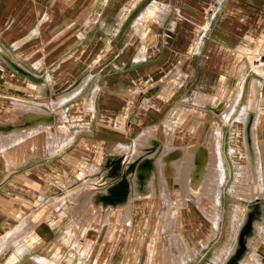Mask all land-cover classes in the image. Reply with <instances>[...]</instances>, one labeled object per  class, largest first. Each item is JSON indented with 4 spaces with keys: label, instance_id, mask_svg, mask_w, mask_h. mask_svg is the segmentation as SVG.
I'll return each mask as SVG.
<instances>
[{
    "label": "crops",
    "instance_id": "0c3cea01",
    "mask_svg": "<svg viewBox=\"0 0 264 264\" xmlns=\"http://www.w3.org/2000/svg\"><path fill=\"white\" fill-rule=\"evenodd\" d=\"M82 1L74 0L73 9L67 10L50 7L49 0H0V140H4L0 144V264H97L90 255L78 254L76 248L67 250L73 234L64 230L67 217L63 211L75 204L64 200L66 193H75L78 182L87 175L85 171L97 168L91 176L101 174L88 180H95L97 187L104 185L98 190L107 185H102V173L106 179L110 175L111 185L104 191L123 187L110 197L100 198L104 191L100 192L94 199L97 205L129 197L130 186L117 181L123 171L128 174V167L132 169L121 149L132 150L143 132L149 135L152 131L155 133L150 139L157 143L155 155L166 137L158 127H172L171 119L159 120L161 116L167 118L168 112L194 90H222L230 80L229 70L224 61L208 54L211 50L237 53L245 41L264 43V36L258 37L264 29V0H149L136 19L135 6L121 7L118 13L126 17L111 25L105 17L109 14L104 6L107 0L93 8L81 6ZM91 1L90 5L95 2ZM66 13L73 15V22L59 23L57 16ZM51 15L52 22L46 23ZM216 17L218 23L209 32ZM53 25L57 27L52 35L38 34L41 26L44 31ZM69 28L74 33L72 51L67 50L63 35ZM203 42L205 54L195 56ZM256 71L248 81L249 90H262L259 95L264 97V77ZM84 90L88 114L72 117L67 112L70 102ZM168 90H185L186 94L170 92L165 99H155ZM242 90L241 85L235 90L239 95L228 114L233 113L237 123L247 120L241 105ZM262 106L256 103L258 112L264 110ZM36 110L49 114L50 121L35 122V115L45 116ZM61 112L55 121L53 117ZM164 121L167 124H162ZM249 121L248 136L252 137L247 161L251 171L257 166L261 171L255 173L262 174L258 116ZM38 122L47 129L52 126V130L35 131ZM59 122L54 132V124ZM220 133L219 128L218 155L224 178L226 161L231 168L233 163L228 151L226 158L221 157ZM171 142V137L167 138L165 147L174 148ZM144 159L134 165V170L139 166L146 176L149 160L139 164ZM109 161L113 163L107 167ZM52 199L58 200L56 209L44 212ZM188 216L193 227L197 223L194 210ZM50 221L57 224L50 226ZM251 243L248 240V245ZM70 250L73 253L67 260ZM204 254L192 253L185 264H203ZM251 257L247 252L235 264H248Z\"/></svg>",
    "mask_w": 264,
    "mask_h": 264
},
{
    "label": "rangeland",
    "instance_id": "374dc122",
    "mask_svg": "<svg viewBox=\"0 0 264 264\" xmlns=\"http://www.w3.org/2000/svg\"><path fill=\"white\" fill-rule=\"evenodd\" d=\"M148 1L107 0L104 6L109 8V14L105 17L109 25L120 22L126 17V15L118 13L121 12V7L135 6L134 10L137 14L133 16V19H136ZM156 1L164 3L163 0ZM101 2V0H95L90 5V0H83L81 6L100 7L102 6ZM49 6L60 9L66 8L67 10L73 9L74 0H49ZM209 7L212 8V6ZM58 17L60 18L59 23L70 24L73 22V15L68 13ZM52 18L53 15L49 17L46 23L52 22ZM55 22L57 23V20ZM217 23L218 18L216 17L211 23L209 32L216 27ZM44 26L40 27L39 35H52L55 31L53 29L57 27L53 25V28L50 27L42 31ZM73 34V30L70 28L63 34L67 50L71 49V51L73 49ZM196 36L193 38L196 40L195 46ZM262 36H264V29L258 37ZM205 46L203 42L195 56L204 55ZM208 54L225 62L224 64L229 70L227 78L230 80L227 81L222 90H194L188 99L179 102L175 110L168 112L167 118L161 116L162 118L160 117L159 120L171 119L172 127L171 129L168 126L158 127L157 130H162V134L166 137L161 144V149L156 151L155 155L152 154L156 150L157 143L150 139L155 133L152 131L149 135L147 132H143L140 142L136 143L132 150L121 149L127 154V158H129L127 165L131 166L132 169L126 168L128 174L123 171L117 181L125 184V187L130 186L127 191L129 197L123 201L115 200L111 203L104 201L103 204L97 205L94 202L95 197L111 185L108 180L110 175L107 179L104 177L106 173H102L100 176L102 185L107 184L102 190L98 189L104 185L97 187L94 184L96 183L95 180H88L101 174L98 172L99 174L91 176V172L97 171V168L89 169L90 172L88 169L85 171L87 175L78 182L79 185L75 189V193L72 191L66 193L64 200L75 204L73 208H65L63 211L67 217L65 220L67 222H64L63 225V227L66 225L64 230L68 229L73 234L67 250L68 248H76L75 251L78 254L90 255V259L93 258L97 264H185L187 260H190L192 253L201 252L204 254L206 252L202 257L203 264H213L210 261L215 253L218 252L217 255L222 257L227 256L231 242L235 240L233 252L226 257L222 264H235L247 252L252 255L247 262L248 264H264V164L262 163V174L260 172L257 174L255 173L258 171L257 166L254 171H251L252 168L247 161L252 137L251 134L250 138L248 136L247 123L254 115L258 116L257 146L260 149L261 161L262 155L264 159V110L258 112L256 109V103L259 102L264 107V97L259 95L262 90H249L250 85L248 83L250 79L256 76V70H260L263 74L261 76L264 77L262 71L264 69V43L245 41L237 53L220 48L211 50ZM35 81L39 80L35 79ZM82 84L83 82L81 86ZM239 85L245 89L242 90L240 96L241 105L245 106L247 113L245 124L239 121L237 123L233 113L228 117L234 106L232 103L236 100L235 96L239 95V92L234 94ZM170 92L172 95L186 94L185 90H168L166 93L163 92L155 96V99H165ZM53 96L52 94L50 97ZM87 97V90H84L80 96L72 100L70 102L72 105L67 110L68 114L72 117L79 114L86 116L88 114ZM48 99L50 100V98ZM46 102H48L47 99ZM13 112L14 109L11 110V113ZM35 113L45 115L34 116L35 122L50 121L51 117L46 112L36 110ZM61 114L62 112L56 114L53 119L56 121ZM227 117V123L220 126ZM244 117L246 118V114ZM165 121L162 124H167ZM42 124L44 123L38 122L35 131L52 130V126L47 129ZM58 125H61L60 122L54 124V132ZM219 128L221 132V157L226 158L225 152L228 151L233 163V168H231L225 159L227 172L220 183L219 180L214 179L216 175L213 178V165L219 153ZM65 130L66 128H63V132ZM169 137L172 139L171 147H174L171 149L165 147ZM3 143L4 140H0V144ZM197 147L205 149L209 162L205 167L202 166L204 169L200 167V171L203 170L201 174L199 171L197 174L194 172L197 175L195 176L193 171L195 167L197 170L195 159ZM208 150L209 152H207ZM255 152L257 154L256 147ZM146 156L149 157L146 158ZM124 157L125 155H122L120 158L122 162ZM117 159L119 158H114L113 162ZM141 159L144 160L139 164H146V160H149L151 176L150 173H146V176L142 174L139 176V166L134 170V165ZM100 161L99 159L98 162ZM113 162L109 161L107 167ZM238 166H240L239 169ZM100 167L102 170L107 169L106 166ZM119 173H121L120 170L117 175ZM258 182H261L262 185V192L258 193L259 195L254 193V185ZM212 188L215 190L212 191ZM121 189H123L122 186H116V191L119 190L117 193H120ZM96 190L98 191L94 193ZM113 194L115 195V192ZM104 195H106L105 191L100 194V198L110 197ZM57 202V199L50 200V203L44 206L43 211L52 213L57 207ZM191 210H194L197 216V223L193 227L188 216ZM48 224L53 226L57 224V221H50ZM259 226L261 227L258 230ZM248 240H251V245H248ZM72 253L71 250L68 252L67 260L72 256ZM41 261L38 259V262Z\"/></svg>",
    "mask_w": 264,
    "mask_h": 264
},
{
    "label": "bare ground",
    "instance_id": "6f19581e",
    "mask_svg": "<svg viewBox=\"0 0 264 264\" xmlns=\"http://www.w3.org/2000/svg\"><path fill=\"white\" fill-rule=\"evenodd\" d=\"M36 116V115H35ZM35 118V117H34ZM243 118H245L244 117V115H243ZM214 139V138H213ZM208 140H209V138H208ZM207 140V141H208ZM207 143V142H206ZM212 144H213V142H211ZM211 144V145H212ZM196 147V146H195ZM207 147H208V145H207ZM209 147H210V145H209ZM214 147V146H213ZM188 149V148H187ZM213 150V149H212ZM210 151H211V148H210ZM207 152H209V150L207 151ZM213 152V151H212ZM211 152V153H212ZM195 153V152H194ZM216 153V152H215ZM211 155V154H210ZM187 156V155H186ZM190 156V155H189ZM188 156V157H189ZM216 158V157H215ZM185 159V158H184ZM195 159H196V162H197V170H196V167L194 168V171H193V174L195 175V176H197L196 174L198 173V171H199V173L201 174V172H203V170L202 171H200V167L201 168H203L202 166H204L205 167V165L207 164V162H209L208 160V156H207V153H206V151H205V149L203 148V147H200V148H198L197 147V153H196V156H195ZM215 160V159H214ZM213 160V161H214ZM188 162V161H187ZM211 162V161H210ZM214 163V162H213ZM208 164H211V163H208ZM177 165V164H176ZM181 165V164H180ZM179 165V166H180ZM211 165H213V164H211ZM214 167H213V169H214V171H213V178L215 177L214 175H216V177L214 178V179H217V180H219V183L222 181V179H223V170H222V168H221V162H220V157H219V155H218V157L216 158V160H215V164L213 165ZM211 168V167H210ZM204 169V168H203ZM208 170V169H207ZM212 170V169H211ZM257 170L259 171L260 169L259 168H257ZM186 171V170H185ZM196 174H195V173ZM142 173V171L140 170L139 171V176H140V174ZM144 173H147V174H149L150 173V170H145L144 171ZM169 173V172H168ZM208 173V172H207ZM212 173V172H211ZM199 174V175H200ZM257 174H259V172L257 173ZM257 178H258V176H256ZM188 179V178H187ZM204 180V179H203ZM255 180V179H254ZM166 182V181H165ZM216 183V182H215ZM257 184V183H256ZM254 185L255 186V188H254V193H256L257 195H259L258 193H260V192H262V185H261V182H258V184L257 185ZM218 185V184H217ZM214 186H216V185H214ZM210 187V186H209ZM213 188H215V187H213ZM212 188V191L213 190H215V189H213ZM114 191H116V187L114 188V189H110V190H106L105 191V194L106 195H104V196H111V195H113V193H114ZM153 191V190H152ZM210 193V192H209ZM214 195H216L215 194V192H214ZM216 197V196H215ZM253 197V196H252ZM251 197V198H252ZM254 197H257V196H254ZM251 198H249L250 200H251ZM214 199V198H213ZM216 200V199H215ZM234 248H235V240H233V242H231V248H230V250L228 251V253H227V256L228 255H230L232 252H233V250H234ZM224 255V254H223ZM226 255H225V257H227ZM224 256L223 257H216L215 259H214V261H213V264H222V263H224Z\"/></svg>",
    "mask_w": 264,
    "mask_h": 264
}]
</instances>
